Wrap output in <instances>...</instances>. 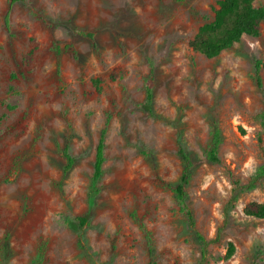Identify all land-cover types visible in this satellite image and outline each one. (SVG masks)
I'll return each mask as SVG.
<instances>
[{
	"label": "rangeland",
	"instance_id": "obj_1",
	"mask_svg": "<svg viewBox=\"0 0 264 264\" xmlns=\"http://www.w3.org/2000/svg\"><path fill=\"white\" fill-rule=\"evenodd\" d=\"M219 1L0 0V264H264V22L208 59Z\"/></svg>",
	"mask_w": 264,
	"mask_h": 264
},
{
	"label": "trees",
	"instance_id": "obj_2",
	"mask_svg": "<svg viewBox=\"0 0 264 264\" xmlns=\"http://www.w3.org/2000/svg\"><path fill=\"white\" fill-rule=\"evenodd\" d=\"M19 1L20 0H10V3L13 4ZM254 1L255 0H220L218 2V9L214 13L213 21L202 26L196 35L197 50L206 58L210 59L218 56L223 51L231 49L234 44L240 41L243 35L257 37L259 35L260 25L264 22V7H256ZM5 24L7 26V19L5 20ZM66 50L73 53L70 47H66ZM255 67L257 71H262L264 77V57L262 60H257L255 62ZM144 90L145 99L147 102H150L153 90V80L151 76L144 79ZM219 143V132L214 128L211 133V142L206 154L209 161H217L216 154ZM63 154L66 159L65 170L67 171L73 165V160L67 154L66 150H64ZM178 155L183 163V169L177 184L171 187V191L178 211L185 214L187 218L190 219V214L185 206V187L190 180L191 162L181 149H179ZM104 161V139L101 133L95 148L93 160V177L95 180L101 175ZM261 177H264V166L258 170L254 180ZM251 186L252 184L250 187ZM243 213L247 217L264 219V204L249 203L244 207ZM85 223V219H79L80 225H84ZM197 239L202 246L212 243V241H205L201 236H197ZM232 254L233 248L230 246L227 257H231Z\"/></svg>",
	"mask_w": 264,
	"mask_h": 264
}]
</instances>
